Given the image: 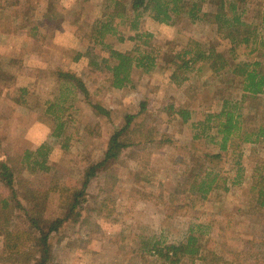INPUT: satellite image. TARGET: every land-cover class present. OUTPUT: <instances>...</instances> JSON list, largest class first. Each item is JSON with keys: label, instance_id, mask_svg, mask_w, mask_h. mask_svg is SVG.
Returning <instances> with one entry per match:
<instances>
[{"label": "rangeland", "instance_id": "1", "mask_svg": "<svg viewBox=\"0 0 264 264\" xmlns=\"http://www.w3.org/2000/svg\"><path fill=\"white\" fill-rule=\"evenodd\" d=\"M120 1L132 19L133 0ZM236 3L239 12L245 9L242 20L252 26L249 33L247 27L231 28L217 21L216 8L210 5L204 6L205 21L196 23L178 18L166 25L145 14L139 33L152 34V43L170 56L191 42L214 48L233 67L247 57L246 46L237 45L234 38L254 35V26L264 13V0ZM107 4L108 0H0V161L12 160L17 181L24 182L29 191L49 194L52 212H57L63 191L81 187L85 167L102 159L125 115L141 113L138 122L144 123L135 135L141 142L138 148L126 151L90 184L79 222L66 225L53 239L55 264H158L157 256L149 252L152 244L180 243L192 229L202 239L205 260L185 257L180 264H264V210L255 206L251 190L258 177L264 176V145L244 144L235 154L226 155L217 170L232 180L235 161L242 154V183L205 201L181 186L184 173L196 162L179 150L190 146L216 152L212 145L193 141L192 124L205 113L219 112L225 99L238 100L245 115L253 111L255 101L242 102L241 90L221 82L207 69L208 64L190 70L187 82L174 81V70L164 62L149 74L134 69L131 82L115 89L110 74L91 64L109 57L103 46L90 39L92 27L104 20ZM123 30L126 38L136 33L128 25ZM258 34L262 36L259 30ZM106 43L120 52L141 45L118 38ZM79 53L83 57L77 61ZM58 69L80 76L92 101L109 109L111 118L96 115L82 93L58 81ZM50 105L61 107L54 108L65 122L61 138L52 137L55 122L45 115ZM181 109L190 111V122H183L177 113ZM152 136L173 142L146 143V137L151 140ZM42 145L51 148L47 172L32 164L30 169L23 160L27 151L35 153ZM8 194L0 182V197ZM17 229L26 227L13 223L10 231ZM5 253V237L0 232V257Z\"/></svg>", "mask_w": 264, "mask_h": 264}, {"label": "trees", "instance_id": "2", "mask_svg": "<svg viewBox=\"0 0 264 264\" xmlns=\"http://www.w3.org/2000/svg\"><path fill=\"white\" fill-rule=\"evenodd\" d=\"M205 5L216 8L217 21L231 28L247 27L246 31L250 32L252 26L242 20L245 9L239 12L236 0L228 3L227 0H133L132 19L128 16V7L123 1L108 0L104 20L98 26L92 27L90 37L95 45L103 46L109 53L108 59H104L103 63L99 64L93 60L91 64L96 70L110 74L112 86L115 89H122L131 82L134 69L149 74L164 62L168 68L174 70L172 75L174 81L187 82L189 80L187 73L190 70L197 66L200 70L203 69L204 64H208L207 69L215 73L221 82L236 85L241 90L242 102L248 98L255 101L252 105L253 111L245 115L241 112V104L238 100L225 99L219 112L205 113L203 119L192 124L193 141L212 145L216 147V152L192 149L190 146L179 147L180 151L184 150L183 153L190 157L188 160L196 162V165L191 166L184 173L181 186L185 188V192L196 194L204 201L216 192H229L232 187L242 183L244 172L241 165L242 154L238 155L235 161L233 167L235 175L232 180L229 181L228 177L217 170V166L224 163L226 155L235 154L236 149L244 144L264 145V61L262 60L264 59V13L260 16V22L254 26L251 33L254 35L234 38L237 45L246 46L247 57L233 67H228L227 61L216 49H204L196 42H191L182 52L170 56L152 43V34L139 33V26L145 14L155 22L166 25L173 24L178 18H187L193 23L203 22L208 16V13L204 11ZM227 5L228 12L225 11ZM127 25L129 30L136 31L135 35L129 38L124 36L123 30ZM258 30L262 33L261 37ZM110 38H118L120 42L127 39L137 41L141 45L137 43L133 50L120 52L106 43V40ZM259 39L261 48L257 47ZM82 57L83 54L79 53L75 60L78 61ZM56 78L82 93L96 115L111 118L109 109L92 101L86 82L76 73L58 69ZM54 108L60 110L61 107L50 105L45 115L53 118L55 122L52 137L61 138L64 136L65 122L58 115L59 110ZM173 109L174 107L170 108L171 112L176 113ZM177 113L184 123L192 119L188 109H181ZM140 115L141 113L125 115L123 124L116 127L110 136L102 159L97 162L91 161L85 167L81 187L74 191H63L59 195L57 212L51 211L52 198L49 194L32 193L24 182L17 181L10 158L0 161V182L9 190L6 197H0V232L5 237L6 245V253L0 257L1 264H55L52 241L55 236L61 234L66 225L79 222L90 184L107 171L112 162L118 161L129 149L138 148L141 143L135 138L144 126L143 122H138ZM156 137L158 136H152L151 140L146 137V143H154L158 140ZM157 142L158 146H162L172 144L173 141L160 137ZM175 145L177 146V143ZM50 151L51 148L47 145H42L35 153L27 151L23 159L24 163L30 169L32 164L34 168L47 172L50 169L47 166ZM33 157L35 160L32 162ZM251 190L254 192L252 195L255 206L264 210L263 175L258 177L257 183L251 187ZM13 223L24 225L26 230L17 229L11 232ZM202 248L201 237L195 235L192 229L186 239L180 243L163 245V242L155 241L149 252L157 256L158 264H180L185 257L190 260H205L202 257Z\"/></svg>", "mask_w": 264, "mask_h": 264}, {"label": "crops", "instance_id": "3", "mask_svg": "<svg viewBox=\"0 0 264 264\" xmlns=\"http://www.w3.org/2000/svg\"><path fill=\"white\" fill-rule=\"evenodd\" d=\"M28 73V72H27ZM29 78V77H28ZM30 79V78H29Z\"/></svg>", "mask_w": 264, "mask_h": 264}]
</instances>
